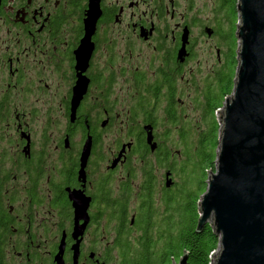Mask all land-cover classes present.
<instances>
[{"label": "flooded vegetation", "instance_id": "obj_1", "mask_svg": "<svg viewBox=\"0 0 264 264\" xmlns=\"http://www.w3.org/2000/svg\"><path fill=\"white\" fill-rule=\"evenodd\" d=\"M193 5L0 0V264H59L61 248L63 264H111L117 240L137 230V212L119 199L139 207L147 161L164 160L160 136L174 142L162 130L179 127L186 106L211 110V91L228 87L216 48L212 88L191 100L197 31L228 41L210 17L191 18ZM165 171L158 180L154 168L155 184L173 180ZM74 195L89 200L87 223Z\"/></svg>", "mask_w": 264, "mask_h": 264}, {"label": "water", "instance_id": "obj_2", "mask_svg": "<svg viewBox=\"0 0 264 264\" xmlns=\"http://www.w3.org/2000/svg\"><path fill=\"white\" fill-rule=\"evenodd\" d=\"M237 4L238 68L233 94L220 113L216 170L210 173L201 198L197 232L211 224L220 238L213 264H264V0H237ZM82 88L80 80L74 93V112ZM89 150L87 143L86 156ZM170 176L168 189L173 185ZM71 199L75 201L77 222L87 223L89 200H79L75 195ZM63 254L61 248L59 264H63ZM78 255L75 252V261ZM186 263L187 256L173 262Z\"/></svg>", "mask_w": 264, "mask_h": 264}, {"label": "trees", "instance_id": "obj_3", "mask_svg": "<svg viewBox=\"0 0 264 264\" xmlns=\"http://www.w3.org/2000/svg\"><path fill=\"white\" fill-rule=\"evenodd\" d=\"M236 5L237 0H220V8L224 11L225 17L229 19L230 23L232 16L235 19L238 16ZM225 34L227 35V42L230 44V31L229 34L227 32ZM234 62L232 75H230V63L227 66V90L220 95V98L215 95L214 91L210 93L213 107L211 110L206 111L209 117L205 123V129L198 134L194 159L189 158L192 171L205 181L207 180L208 171H215L216 169L221 127L215 116L218 110L223 109L226 99L233 93L238 63L236 60ZM184 138L185 133L182 136V139ZM187 144H190L189 140ZM187 150L186 156L190 148ZM163 156L164 165H166L172 156L169 157V153H164ZM159 157L157 156V159ZM174 165L175 163L166 169H170L172 172L173 180L171 178L170 180L175 185ZM147 169L146 191L144 197L139 200L135 222L140 234L129 242L123 240L120 243L121 237L117 240V248L125 243H133L134 246L131 253L130 251L121 252L122 258L117 264L120 262L121 264H173L174 261L179 262L185 256H187L186 264H213V256L220 247V238L216 236L213 227L209 224L206 225L202 233L197 232L201 218L199 205L208 188L205 181L202 183V191L200 187L199 191L193 188L195 176L192 182H188L181 189L177 188L172 191L174 190L172 185L161 199L165 210L159 215L155 210L157 182L155 184L152 173L154 166L151 162L148 164ZM189 183L190 185H188ZM194 191L198 193L195 194ZM113 254L114 252L110 254L112 264H114Z\"/></svg>", "mask_w": 264, "mask_h": 264}, {"label": "rangeland", "instance_id": "obj_4", "mask_svg": "<svg viewBox=\"0 0 264 264\" xmlns=\"http://www.w3.org/2000/svg\"><path fill=\"white\" fill-rule=\"evenodd\" d=\"M193 1L195 2V5H193V9H194L193 11L195 12L191 15V18L198 17V18H202V20L205 21V20H209L208 17H210L211 21L214 22V26L217 25V27L222 28L223 31L224 30L230 31L231 41H230V44H228V42H225L224 40H222L221 37H219V39L216 37L213 40L209 41L207 40L205 36H203V34L200 31H197V38H198L197 49H196L197 53H196L195 62L192 63L191 65L192 72H193L191 83L194 84L192 88L195 87V94L190 92L191 100H194L196 98V96L198 95V93L200 92L202 88H203L202 91L205 89L206 91H208L212 88L211 86L212 80L208 79V77L212 75L210 73L211 71H213L214 69H217V70L219 69V62L216 58V48L221 51V57H220L221 65L225 66L227 63L228 64L230 63V66H229L230 75H232V72H233V66L235 64L234 61L236 60V62H239L238 53L240 50V42L235 37L237 27L239 25L238 16L236 19L234 16H232L230 18V21H231L230 23L229 19H226L224 11L219 8L218 2H217L218 0H193ZM189 5L191 4L189 3ZM237 5H236V10H237ZM202 10H203V15L201 14ZM219 20L221 22V25H219L218 23ZM208 25L211 26V23H209ZM234 30H235V34H234ZM225 53L228 54V57ZM237 68H238V63H237ZM231 96L227 99H230ZM183 100L186 101L187 103V98L184 97ZM194 107L196 110L195 112L189 111L188 109L189 106L185 107L184 121L180 123L179 127L177 128L165 127L164 128L165 131L162 130L165 134H168L169 136H171V138H173V141H174V142L172 141L167 142L165 141V137L163 134L160 136L161 138L160 140L166 142L165 144L166 146L163 150V153H169V157L172 156L171 160L168 162V164H166L168 166L160 165L163 162L162 158H159L157 160L156 157H153V158H149V160L147 161V166L151 162L154 168L160 171L157 173V176L159 178L158 180H160L162 176L164 175V173L166 172L165 169L172 166V164L175 163L174 181H175L176 186L173 184L174 190L172 191H175L177 188L181 189L188 182H192L194 176L196 178L193 181V188L196 189V191H199V187H200L202 191V187H203L202 183L205 181L201 176H198L195 172L192 171L189 158L191 160L194 159V149L197 145L198 134L201 133L203 129H205V123L209 116L207 115L205 110H199L196 108L195 105ZM220 113H223V111L218 110L215 118H216L217 123L221 127L222 117ZM184 133H185V138L182 139V136ZM178 135L180 136V140L178 139ZM150 136L151 135H149V137ZM188 140L190 144H187ZM149 146L151 147V150H152V147L154 145L153 146L149 145ZM188 148H190V151L187 153V156H188L187 157L186 152L188 151L187 150ZM177 153H180V154H177ZM136 167L139 169V162H137V165L133 166L131 170ZM211 172H214V171H208L207 173V180L205 181V185L207 187H208L209 175ZM133 173H135V171H133ZM138 183L139 182H136V184ZM188 185H190V183ZM166 191H169V189L166 187V182L165 181L163 183L157 182V188H156L157 196H156V203H155L156 209L155 210L157 211V213H159V215H161V213H163L165 210L163 200L161 199L165 196ZM196 191H194L195 194L198 193ZM131 198L127 201V203L119 199V203L126 204V206L130 207V209H132L136 213L138 210L137 208L138 205H137V202L135 201V198L134 199H131ZM112 203H114V200ZM139 234L140 233L138 230L132 229L130 230V232H128L125 235V237L120 238V243H122L123 240L126 242L132 241V238H136L137 236H139ZM133 248H134L133 243L132 244L130 243L121 244L118 248V251L114 252L113 254V259H114L113 263L117 264L119 260L122 258L121 252L130 251L131 253ZM217 254L218 252L214 254L213 263H214V260ZM119 264H121V262Z\"/></svg>", "mask_w": 264, "mask_h": 264}, {"label": "bare ground", "instance_id": "obj_5", "mask_svg": "<svg viewBox=\"0 0 264 264\" xmlns=\"http://www.w3.org/2000/svg\"><path fill=\"white\" fill-rule=\"evenodd\" d=\"M229 26V25H228ZM237 31H238V29H237ZM237 31H236V35H235V37L237 38ZM225 32H227L228 34H229V30H225ZM224 107V106H223ZM222 111L224 110V108L223 109H221ZM209 225H211V224H209ZM213 227V226H212ZM219 251V250H218ZM218 251H216V252H218Z\"/></svg>", "mask_w": 264, "mask_h": 264}]
</instances>
